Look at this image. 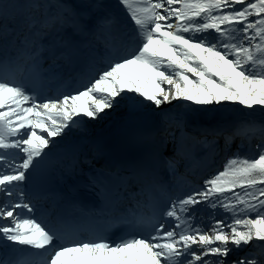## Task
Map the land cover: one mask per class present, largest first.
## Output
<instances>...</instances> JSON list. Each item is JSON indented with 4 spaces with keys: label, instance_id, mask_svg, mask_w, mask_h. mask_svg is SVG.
<instances>
[{
    "label": "snow or ice",
    "instance_id": "1",
    "mask_svg": "<svg viewBox=\"0 0 264 264\" xmlns=\"http://www.w3.org/2000/svg\"><path fill=\"white\" fill-rule=\"evenodd\" d=\"M0 264H264V0H0Z\"/></svg>",
    "mask_w": 264,
    "mask_h": 264
},
{
    "label": "bare ground",
    "instance_id": "2",
    "mask_svg": "<svg viewBox=\"0 0 264 264\" xmlns=\"http://www.w3.org/2000/svg\"><path fill=\"white\" fill-rule=\"evenodd\" d=\"M119 119V116L117 113H110L108 117L105 118V120L102 122L105 126H111L112 124L116 123Z\"/></svg>",
    "mask_w": 264,
    "mask_h": 264
}]
</instances>
